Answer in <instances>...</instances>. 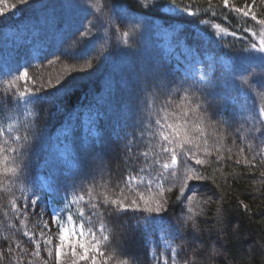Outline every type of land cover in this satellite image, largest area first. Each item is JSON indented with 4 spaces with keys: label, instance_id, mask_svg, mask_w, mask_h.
<instances>
[{
    "label": "trees",
    "instance_id": "1",
    "mask_svg": "<svg viewBox=\"0 0 264 264\" xmlns=\"http://www.w3.org/2000/svg\"><path fill=\"white\" fill-rule=\"evenodd\" d=\"M0 2L19 9L18 14L11 17H6L9 9L0 15V69H10L8 75L0 71V94L8 90L9 80L25 68L29 77L36 80L37 86L45 84L47 87L48 81L55 85L57 79L63 80L69 76L62 86L48 88L46 95L53 99V105L43 103L37 107L30 104L36 98L28 97L22 102L24 105H11L0 112V128L7 130L12 127L21 133L24 126L36 121L38 114L50 113V116H42L40 120L41 125H46L45 142L39 149L40 163H36L34 156L27 173L28 181L36 185L42 180L49 182L51 187H60L62 177L75 171L79 160H86L85 148L97 139L92 135L93 130L99 133L101 140L111 139L115 135L117 111L123 101L119 88L120 76L136 58L133 53L120 54V50L127 44L135 46V42L140 40L136 30L140 25L136 22L143 21L146 25V48L173 67L176 61L173 54L163 49L156 22H161L163 26L173 23L181 25L174 38H180L195 57L201 59L206 65L205 74L211 76L214 73L217 80L228 82L231 94L239 97L242 111L237 109L240 112L237 118L241 121L258 117V109L264 107V87L253 85V90L249 92L246 85L237 84L235 79L243 74L241 81L255 78L264 84V65H261L264 64V54L251 50L241 52L250 46L252 40L245 44L231 35L232 32L244 35L243 28L259 31V25L224 10L223 0H141L142 8L134 7L136 0H109L111 10L103 9L105 0H79L88 7L72 9L64 7L71 0ZM231 3L242 5L244 0H231ZM254 11L258 19H264V4L260 0H256ZM109 19L112 26L118 29L117 32L106 26ZM90 22L96 25L91 28L92 35L81 38L80 33L90 28ZM197 31L209 38L216 37V40H204ZM124 32H128L129 36L125 37ZM75 40H79V43H74ZM70 43L73 49L66 50ZM68 58L74 59L69 61ZM223 58L228 60L227 66L221 65ZM89 64L91 67H88ZM176 77L179 80L184 75L177 70ZM96 109L106 111L107 115L94 121ZM211 111L221 113L218 119L223 123L217 125L210 121L204 127L210 138V147L220 148L221 152H213L203 167L195 165L194 160H189L185 166L180 160L175 169L178 174H191L199 169L210 177L205 182L206 186L190 194L189 202L184 205L185 212L190 211L196 219L200 240L203 241L202 244L197 242L202 255L195 257L196 264H264V156L257 157L255 167L245 166V154L250 165L259 141L245 140L240 144L234 142L235 138L230 134L226 139L225 129L233 119L232 107L223 111L213 105ZM16 134L13 131L12 135ZM214 139H218L219 143H214ZM8 140L7 135L0 137V145ZM137 143V155L147 151L148 156L140 157L135 163V173H132L126 158L124 161H114L110 156L104 157V167L96 174L95 186L85 182L86 188L92 190L93 199L97 194L101 197L107 195L111 199L113 184L120 182L118 177L129 174L136 177L129 185L131 189L138 184L143 188L141 181H153L152 191L146 192V196H154L155 190L162 187L165 196L171 198L172 193L166 191L170 186L179 195V181L170 174V169L163 167L165 163L171 164L170 158L156 155L159 148L155 142L145 140ZM245 145L248 146L246 153L241 154L239 149ZM12 147L18 148L19 145L13 144ZM256 150L264 151V146ZM26 159L17 155L15 165L22 168ZM237 159L239 164L236 163ZM19 175L21 179L12 182L0 177V253H6L10 246L12 250L19 244H28L16 220L17 214L14 215L11 210L12 201L20 198L22 191L32 188V183L23 180L25 173ZM125 191L129 199L135 194ZM80 194L79 191L71 193L72 196ZM209 197L211 202L205 203ZM85 199H88L87 195ZM64 203L60 197L50 199L53 208L54 205L63 208ZM168 207L169 217L180 214V208L173 206L172 199H169ZM125 222L129 226L134 225L136 217L131 212L119 218L112 217L109 231L118 229ZM116 244L114 241L113 251L109 255L126 259L116 254ZM182 248L185 251H181ZM135 251V264H145V261L147 264H163L165 256L168 257V264H172L173 252L177 254V264H185V260L193 259L191 246L187 242L173 240L159 229L144 232ZM153 256L157 260H153ZM0 264L22 263L10 253L0 256ZM109 264H113V261L110 260Z\"/></svg>",
    "mask_w": 264,
    "mask_h": 264
},
{
    "label": "snow or ice",
    "instance_id": "2",
    "mask_svg": "<svg viewBox=\"0 0 264 264\" xmlns=\"http://www.w3.org/2000/svg\"><path fill=\"white\" fill-rule=\"evenodd\" d=\"M21 2L27 3L30 0H21ZM260 2L264 4V0ZM255 5L256 0L251 2L244 0L242 5L233 4L231 0H223L222 7L259 25V31L243 28L244 35L231 33L234 38L245 44L249 39L252 40L250 46L242 49L241 52L251 50L264 54V19L257 18ZM81 6L88 7L86 3L82 5L79 0H71L64 4V7L69 9ZM111 7L109 0H105L103 9L111 10ZM134 7L142 8L141 0H136ZM187 10L186 8L185 11ZM2 14L0 12V15ZM136 23L140 25L136 29L140 40L135 42V46L127 44L120 50V54L129 52L135 54L136 58L120 76L119 88L123 94V101L117 111L118 125L114 129L115 135L111 139L101 140L99 133L93 130L92 135L97 139L94 144H89L85 148L86 160L84 162L79 160L75 165V171L68 172L62 177L60 187H51L49 182H45L44 187L41 188L27 179L33 157L35 156L37 164L40 163L39 149H42L45 142L46 125H41L40 120L42 116H50V113L38 114L35 122L24 126L23 133L12 127L7 130L0 128V137L7 135L9 138L4 145H0V177L12 182L21 179L19 173H25L23 180L32 183L30 194L25 195L22 191L21 197L12 201L11 210L19 217L26 216L29 212L46 217L47 222L43 228L48 238L45 239V232L42 231L39 234L33 232L28 239L35 245L37 254L43 246H50L48 256L51 257L53 264H109L110 260L113 264H135L137 260L135 246L143 238L144 232L149 229H159L173 240L187 242L191 246L193 259L185 260V264H196L195 257L202 255L197 242L202 244L203 241L200 240V229L196 219L190 211L185 212L184 205L189 202L190 194L206 186L205 182L210 177L199 169L192 171L191 174L187 172L178 174L175 170L178 161L183 160L186 166L189 160H194L195 165L203 167L213 152L217 154L221 152L220 148L210 147V138L204 127L210 121H214L217 125L223 123L218 119L221 113L211 111L213 105L223 111H227L230 106L233 109L232 122L228 123L225 129L226 139L230 134L235 138L234 142L243 144L245 140L259 141L256 149L264 146V107L258 109V117L251 121H241L237 118L240 115L237 109L242 111L239 97L231 94L227 81L217 80L214 73L211 76L189 75L187 69L183 79L178 80L177 69L146 48L145 23L143 21ZM106 26L114 33L118 31L112 26L111 19L107 21ZM94 27L96 25L90 22V28L80 33L81 38L91 36V28ZM123 35L128 37L129 33L124 32ZM74 43L78 44L79 40H75ZM72 49L73 44H68L66 50ZM73 59L68 58L69 61ZM88 67L91 65L89 64ZM0 71L8 75L10 69H0ZM240 76L235 77L237 84L243 83L249 92L253 90V85L257 88L264 87V84L257 82L255 78L241 81ZM68 77L63 80L57 79L55 85L48 81L47 87L45 84L37 86L36 80L29 77L27 68L19 71L18 75L9 80L8 90L0 94V112L11 105L21 106L28 97L36 98L30 104L37 107L43 103L53 105V99L46 95L48 88L55 89L62 86ZM104 115H107L106 111L96 109L93 120H99ZM13 131L17 134L12 135ZM145 140L158 144L159 151L156 155H166L170 158L171 164L165 163L163 167L170 169V174L179 181V195L173 192V187L170 186L166 191L172 193L171 198L165 196L162 187L155 190L154 196H146V192L152 191L153 181H141L143 188L138 184L135 189H131L129 185L136 177L129 174L118 177L120 182L113 184L111 199L107 195L101 197L100 194L93 199L92 190L86 188L85 182L95 186L96 174L104 167V157L110 156L114 161H124L126 158V163L131 167L132 173H135V163L140 157L148 156L147 151L139 152L137 155L139 147L137 142ZM214 143H219V140L214 139ZM13 144L19 147H12ZM247 147V145L240 147V153L245 154ZM256 149L250 165L245 154L246 167H255L254 161L257 157L264 156V151ZM228 151L231 152L230 149ZM17 155L27 157L22 168L15 165ZM236 163H240L239 159ZM125 190L128 193H135L131 199ZM77 191L82 194L71 195ZM45 195L50 199L60 197L65 202L64 207L59 208L54 205L56 208L54 212H45V209L39 205V201ZM86 195L88 199H85ZM169 199H172L173 206L180 208V214L174 217L167 215ZM209 202L211 197L205 201V203ZM130 212L136 217L134 225L129 226L125 222L120 224L118 229L109 231L112 217L119 218ZM114 241L117 242L116 254L126 259L120 260L109 255V252L113 251ZM181 251L185 250L182 248ZM10 253L11 246L6 253H0V256ZM21 254L23 255V250ZM152 259L157 260V257L153 256ZM171 259L172 264H177L175 252ZM163 264H168L167 256L164 257Z\"/></svg>",
    "mask_w": 264,
    "mask_h": 264
},
{
    "label": "rangeland",
    "instance_id": "3",
    "mask_svg": "<svg viewBox=\"0 0 264 264\" xmlns=\"http://www.w3.org/2000/svg\"><path fill=\"white\" fill-rule=\"evenodd\" d=\"M0 12L3 14L7 12L6 17H11L13 15H17L19 9L9 6L8 3L0 2ZM156 26L159 27V33L157 34L160 43L163 45V49L167 53L173 54V59L176 61L175 68L179 70L181 74L185 75L186 69L189 75H201L206 73V65H203L201 59H197L195 54L189 49V46L180 38H174L176 31L182 27L181 25L173 23L171 26H163L161 22H156ZM197 32L201 38H204V40H216V37L209 38L208 36L202 34V32ZM209 58L210 57H207V59ZM221 65L227 66L228 60L223 58ZM39 187L43 188L44 182H40ZM30 191L24 192V194L28 195L30 194ZM39 205L45 209V212L55 211L51 209L49 197L47 195L41 198ZM16 220L20 225L22 233L28 244H19L13 247L11 250L13 257L22 264H45V261H47V264H53L51 257L48 256V252L51 250L50 246H43L37 254L35 245L28 239V236H30L33 232L39 234L42 231L45 232V239L48 238L46 230L43 228V225L47 222L46 217L41 214L34 215L32 212H29L23 217H19L17 214ZM25 233L28 235H25ZM21 250H23V255L21 254Z\"/></svg>",
    "mask_w": 264,
    "mask_h": 264
}]
</instances>
